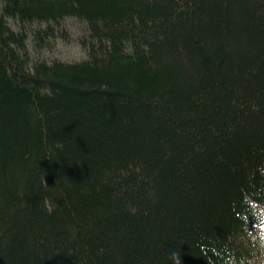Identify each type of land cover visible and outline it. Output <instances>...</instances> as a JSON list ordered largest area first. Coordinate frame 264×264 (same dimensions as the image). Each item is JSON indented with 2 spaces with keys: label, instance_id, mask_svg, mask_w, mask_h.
I'll list each match as a JSON object with an SVG mask.
<instances>
[{
  "label": "trees",
  "instance_id": "16d2710c",
  "mask_svg": "<svg viewBox=\"0 0 264 264\" xmlns=\"http://www.w3.org/2000/svg\"><path fill=\"white\" fill-rule=\"evenodd\" d=\"M260 230L264 0H0V264H257Z\"/></svg>",
  "mask_w": 264,
  "mask_h": 264
},
{
  "label": "rangeland",
  "instance_id": "374dc122",
  "mask_svg": "<svg viewBox=\"0 0 264 264\" xmlns=\"http://www.w3.org/2000/svg\"><path fill=\"white\" fill-rule=\"evenodd\" d=\"M72 26V25H71ZM54 55L57 58L63 60V61H72V60H78L82 57V51L72 42H59L57 46L55 47V50L53 51ZM257 241H258V262L257 264H264V250H262V253L260 254V251L264 246V230H260L257 235Z\"/></svg>",
  "mask_w": 264,
  "mask_h": 264
},
{
  "label": "clouds",
  "instance_id": "9594fccd",
  "mask_svg": "<svg viewBox=\"0 0 264 264\" xmlns=\"http://www.w3.org/2000/svg\"><path fill=\"white\" fill-rule=\"evenodd\" d=\"M168 255L172 264H181L179 253L175 249L170 250Z\"/></svg>",
  "mask_w": 264,
  "mask_h": 264
}]
</instances>
